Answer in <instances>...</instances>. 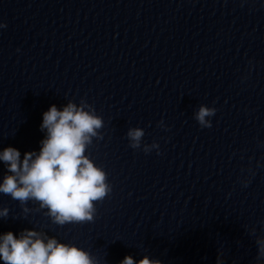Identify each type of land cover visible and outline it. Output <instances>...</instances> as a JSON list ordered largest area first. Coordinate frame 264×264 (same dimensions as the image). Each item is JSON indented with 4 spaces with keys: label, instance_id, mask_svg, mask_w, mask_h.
<instances>
[{
    "label": "clouds",
    "instance_id": "1",
    "mask_svg": "<svg viewBox=\"0 0 264 264\" xmlns=\"http://www.w3.org/2000/svg\"><path fill=\"white\" fill-rule=\"evenodd\" d=\"M2 27L6 25L0 24ZM215 113V108L201 106L195 119L202 128H210L211 121L206 117ZM160 126H164L163 121ZM103 127V119L84 100L79 107L69 102L62 110L52 105L43 114L41 130H46V137L38 154L26 152L21 161L19 150L13 147L0 152V161L8 166L10 173L0 183V193L21 204L29 200L38 202L41 208L48 209L47 215L58 225L92 222L96 202L111 192L105 171L86 155L93 138H103L98 131ZM144 135L141 128L130 129L129 146L139 149ZM153 148L158 151L159 145L153 142L143 150L148 153ZM7 215V208L0 210V217ZM257 243L259 256L264 257V241ZM0 259L4 264H97L88 251L55 238L45 242L40 233L27 229L19 238L11 231L0 235ZM121 264H161V261L144 256L136 262L132 256H125Z\"/></svg>",
    "mask_w": 264,
    "mask_h": 264
}]
</instances>
